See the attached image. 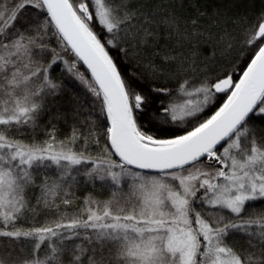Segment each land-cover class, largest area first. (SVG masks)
<instances>
[{"label":"snow or ice","instance_id":"obj_1","mask_svg":"<svg viewBox=\"0 0 264 264\" xmlns=\"http://www.w3.org/2000/svg\"><path fill=\"white\" fill-rule=\"evenodd\" d=\"M0 264H264V0H0Z\"/></svg>","mask_w":264,"mask_h":264},{"label":"trees","instance_id":"obj_2","mask_svg":"<svg viewBox=\"0 0 264 264\" xmlns=\"http://www.w3.org/2000/svg\"><path fill=\"white\" fill-rule=\"evenodd\" d=\"M256 3H257V5H259V0H256ZM81 70H83V69H81ZM54 75L59 76V71H57V73H55Z\"/></svg>","mask_w":264,"mask_h":264}]
</instances>
